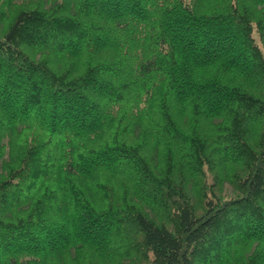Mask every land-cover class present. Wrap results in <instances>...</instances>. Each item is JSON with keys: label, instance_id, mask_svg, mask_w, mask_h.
I'll list each match as a JSON object with an SVG mask.
<instances>
[{"label": "trees", "instance_id": "trees-1", "mask_svg": "<svg viewBox=\"0 0 264 264\" xmlns=\"http://www.w3.org/2000/svg\"><path fill=\"white\" fill-rule=\"evenodd\" d=\"M0 264H264V0H0Z\"/></svg>", "mask_w": 264, "mask_h": 264}]
</instances>
